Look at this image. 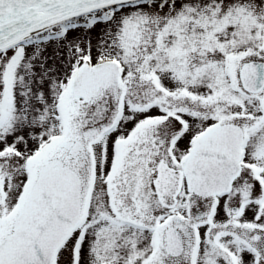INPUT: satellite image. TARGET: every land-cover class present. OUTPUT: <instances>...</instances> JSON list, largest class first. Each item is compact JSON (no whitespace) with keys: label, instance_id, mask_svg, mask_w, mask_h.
Listing matches in <instances>:
<instances>
[{"label":"snow or ice","instance_id":"snow-or-ice-1","mask_svg":"<svg viewBox=\"0 0 264 264\" xmlns=\"http://www.w3.org/2000/svg\"><path fill=\"white\" fill-rule=\"evenodd\" d=\"M0 264H264V0H0Z\"/></svg>","mask_w":264,"mask_h":264}]
</instances>
